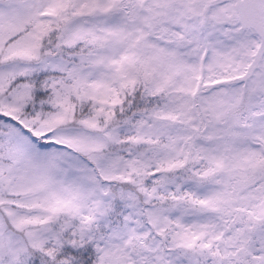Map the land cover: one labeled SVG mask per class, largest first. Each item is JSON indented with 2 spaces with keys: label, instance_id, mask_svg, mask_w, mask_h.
I'll list each match as a JSON object with an SVG mask.
<instances>
[{
  "label": "snow or ice",
  "instance_id": "snow-or-ice-1",
  "mask_svg": "<svg viewBox=\"0 0 264 264\" xmlns=\"http://www.w3.org/2000/svg\"><path fill=\"white\" fill-rule=\"evenodd\" d=\"M0 264H264V0H0Z\"/></svg>",
  "mask_w": 264,
  "mask_h": 264
}]
</instances>
